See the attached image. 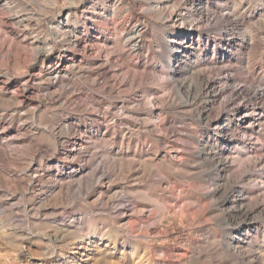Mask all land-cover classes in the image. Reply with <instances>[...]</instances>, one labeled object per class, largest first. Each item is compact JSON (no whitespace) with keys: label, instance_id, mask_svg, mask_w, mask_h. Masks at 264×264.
<instances>
[{"label":"rangeland","instance_id":"374dc122","mask_svg":"<svg viewBox=\"0 0 264 264\" xmlns=\"http://www.w3.org/2000/svg\"><path fill=\"white\" fill-rule=\"evenodd\" d=\"M0 264H264V0H0Z\"/></svg>","mask_w":264,"mask_h":264},{"label":"bare ground","instance_id":"6f19581e","mask_svg":"<svg viewBox=\"0 0 264 264\" xmlns=\"http://www.w3.org/2000/svg\"><path fill=\"white\" fill-rule=\"evenodd\" d=\"M57 77V76H56ZM118 212H120V210L118 211ZM80 222L77 220V219H72L71 221H70V225H72V226H76L77 224H79ZM80 228V227H79ZM88 233V232H87ZM89 236V235H88Z\"/></svg>","mask_w":264,"mask_h":264}]
</instances>
